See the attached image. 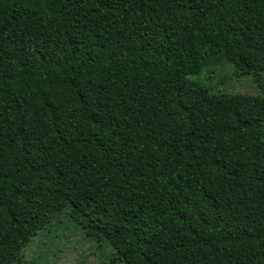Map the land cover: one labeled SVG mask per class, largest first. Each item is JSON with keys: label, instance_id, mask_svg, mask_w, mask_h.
Returning a JSON list of instances; mask_svg holds the SVG:
<instances>
[{"label": "trees", "instance_id": "obj_1", "mask_svg": "<svg viewBox=\"0 0 264 264\" xmlns=\"http://www.w3.org/2000/svg\"><path fill=\"white\" fill-rule=\"evenodd\" d=\"M264 0H0V264L63 212L124 264H264Z\"/></svg>", "mask_w": 264, "mask_h": 264}, {"label": "rangeland", "instance_id": "obj_2", "mask_svg": "<svg viewBox=\"0 0 264 264\" xmlns=\"http://www.w3.org/2000/svg\"><path fill=\"white\" fill-rule=\"evenodd\" d=\"M192 78L215 94H259L261 85L264 88V71L257 76H241L224 62L207 67ZM262 125L264 131V121ZM23 255L20 264H124L116 258L106 241L86 239L63 212L55 215L50 224L33 237Z\"/></svg>", "mask_w": 264, "mask_h": 264}]
</instances>
